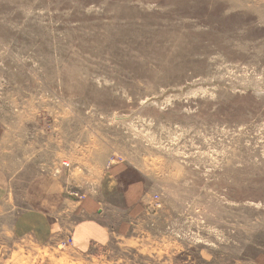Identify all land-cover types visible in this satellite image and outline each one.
<instances>
[{
  "label": "rangeland",
  "instance_id": "1",
  "mask_svg": "<svg viewBox=\"0 0 264 264\" xmlns=\"http://www.w3.org/2000/svg\"><path fill=\"white\" fill-rule=\"evenodd\" d=\"M0 123L75 200L146 191L85 249L0 217V264H264V0H0Z\"/></svg>",
  "mask_w": 264,
  "mask_h": 264
},
{
  "label": "crops",
  "instance_id": "2",
  "mask_svg": "<svg viewBox=\"0 0 264 264\" xmlns=\"http://www.w3.org/2000/svg\"><path fill=\"white\" fill-rule=\"evenodd\" d=\"M17 138L14 129L0 123V217L6 220L15 216L13 230L23 234L32 231L37 238L42 237L43 230L50 238L63 231L67 242L85 249L92 243H105L138 217L146 191L143 181L132 178L127 169H112L107 182L100 180L95 189L75 200L57 169L29 174L11 168L27 159L41 162L36 157L41 156V147L38 145V153L34 150L32 158L25 159L18 153ZM65 206L73 217L68 225L58 217L66 212Z\"/></svg>",
  "mask_w": 264,
  "mask_h": 264
},
{
  "label": "bare ground",
  "instance_id": "3",
  "mask_svg": "<svg viewBox=\"0 0 264 264\" xmlns=\"http://www.w3.org/2000/svg\"><path fill=\"white\" fill-rule=\"evenodd\" d=\"M117 118H119V117H117Z\"/></svg>",
  "mask_w": 264,
  "mask_h": 264
}]
</instances>
